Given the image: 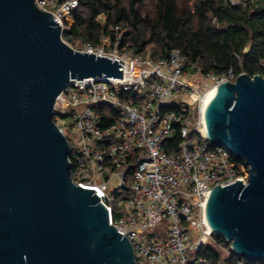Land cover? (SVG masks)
I'll return each mask as SVG.
<instances>
[{
  "label": "water",
  "instance_id": "95a60500",
  "mask_svg": "<svg viewBox=\"0 0 264 264\" xmlns=\"http://www.w3.org/2000/svg\"><path fill=\"white\" fill-rule=\"evenodd\" d=\"M34 0H0V264H134L90 188L71 179L70 146L53 121L70 80L120 78L117 60L63 40ZM207 141L249 166L246 184L215 186L206 220L231 253L264 259V78L219 84L204 111Z\"/></svg>",
  "mask_w": 264,
  "mask_h": 264
},
{
  "label": "built area",
  "instance_id": "2783aa9c",
  "mask_svg": "<svg viewBox=\"0 0 264 264\" xmlns=\"http://www.w3.org/2000/svg\"><path fill=\"white\" fill-rule=\"evenodd\" d=\"M34 1L68 32L64 20L77 0ZM223 1L239 7L251 0ZM111 31L110 51L104 37L98 45L66 42L122 65V79L70 80L56 98L53 121L70 146L71 179L98 195L109 224L131 244L134 264H215L199 255L216 236L207 199L215 186L246 184L249 166L207 141L204 94L178 50L152 60L121 49L120 28ZM215 79L217 88L236 77L229 71Z\"/></svg>",
  "mask_w": 264,
  "mask_h": 264
},
{
  "label": "trees",
  "instance_id": "16d2710c",
  "mask_svg": "<svg viewBox=\"0 0 264 264\" xmlns=\"http://www.w3.org/2000/svg\"><path fill=\"white\" fill-rule=\"evenodd\" d=\"M77 2L64 20L68 32L63 40L72 46L75 42L98 45L104 37L106 50L110 51L114 40L111 27L118 26L121 49L152 60L178 50L190 75L220 78L232 71L235 77L244 73L264 78V0H251L239 7H228L223 0ZM231 159L237 161L234 156ZM214 241L199 255L215 264H264V259L250 261L232 254L230 244L220 237L214 236ZM223 249L228 250L227 256L220 252Z\"/></svg>",
  "mask_w": 264,
  "mask_h": 264
},
{
  "label": "rangeland",
  "instance_id": "374dc122",
  "mask_svg": "<svg viewBox=\"0 0 264 264\" xmlns=\"http://www.w3.org/2000/svg\"><path fill=\"white\" fill-rule=\"evenodd\" d=\"M77 44H79V42H75V45H77ZM191 76H192L191 77L192 83L195 84V86L197 87V92L199 94L205 95V94L210 93V91L212 90V88L214 87V85L217 82V79L203 76L200 73H197V74H194ZM220 252L222 253L223 256L228 255L226 253V251H224V250H221ZM191 259H192V257H191Z\"/></svg>",
  "mask_w": 264,
  "mask_h": 264
},
{
  "label": "bare ground",
  "instance_id": "6f19581e",
  "mask_svg": "<svg viewBox=\"0 0 264 264\" xmlns=\"http://www.w3.org/2000/svg\"><path fill=\"white\" fill-rule=\"evenodd\" d=\"M215 91H216V87H213L212 90L210 91V93L205 94V95L203 96V106H204V108L206 107V104H207V102H208L210 96H211Z\"/></svg>",
  "mask_w": 264,
  "mask_h": 264
}]
</instances>
